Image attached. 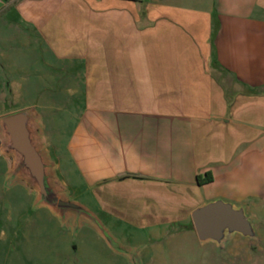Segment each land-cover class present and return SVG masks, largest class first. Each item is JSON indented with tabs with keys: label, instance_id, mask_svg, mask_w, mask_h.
<instances>
[{
	"label": "crops",
	"instance_id": "1",
	"mask_svg": "<svg viewBox=\"0 0 264 264\" xmlns=\"http://www.w3.org/2000/svg\"><path fill=\"white\" fill-rule=\"evenodd\" d=\"M7 10L62 69L79 64L64 150L101 212L171 225L222 200L264 224V0H0Z\"/></svg>",
	"mask_w": 264,
	"mask_h": 264
},
{
	"label": "rangeland",
	"instance_id": "2",
	"mask_svg": "<svg viewBox=\"0 0 264 264\" xmlns=\"http://www.w3.org/2000/svg\"><path fill=\"white\" fill-rule=\"evenodd\" d=\"M12 18V11L0 14V117L25 108L35 111L49 137L40 132L42 152L61 187L59 178L65 179L64 196L96 213L119 246H110L91 224L74 225L72 219L38 205L22 181L9 178L8 161L0 150V264H264V224L252 221L255 237L235 233L220 247L199 241L190 221L139 228L101 212L93 187L77 174L64 150L82 110V102L64 92L67 85L82 82L79 64L65 62L62 69L43 43ZM50 61L51 66L46 65ZM48 139L57 141L60 153ZM55 154L65 155L64 176L55 168ZM249 176L247 168L246 186Z\"/></svg>",
	"mask_w": 264,
	"mask_h": 264
},
{
	"label": "water",
	"instance_id": "3",
	"mask_svg": "<svg viewBox=\"0 0 264 264\" xmlns=\"http://www.w3.org/2000/svg\"><path fill=\"white\" fill-rule=\"evenodd\" d=\"M0 150L9 165V178L22 181L36 194V203L55 215L72 219L74 225L91 224L115 248L117 241L106 231L100 219L84 205L64 196V189L53 178L51 164L42 152L41 129L31 108L0 117ZM192 227L201 242L213 241L220 247L235 233L253 238L255 232L242 207L215 200L195 208L190 214Z\"/></svg>",
	"mask_w": 264,
	"mask_h": 264
},
{
	"label": "trees",
	"instance_id": "4",
	"mask_svg": "<svg viewBox=\"0 0 264 264\" xmlns=\"http://www.w3.org/2000/svg\"><path fill=\"white\" fill-rule=\"evenodd\" d=\"M212 180H213V177H212V174L210 172H206L202 175L198 174L196 176V183L199 186L210 183Z\"/></svg>",
	"mask_w": 264,
	"mask_h": 264
},
{
	"label": "flooded vegetation",
	"instance_id": "5",
	"mask_svg": "<svg viewBox=\"0 0 264 264\" xmlns=\"http://www.w3.org/2000/svg\"><path fill=\"white\" fill-rule=\"evenodd\" d=\"M191 227H192V224H191ZM193 228V227H192Z\"/></svg>",
	"mask_w": 264,
	"mask_h": 264
}]
</instances>
